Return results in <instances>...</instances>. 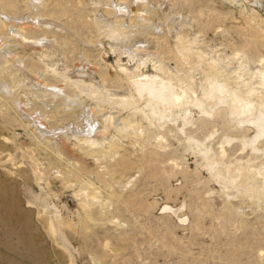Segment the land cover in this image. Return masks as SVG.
I'll return each mask as SVG.
<instances>
[{"label": "rangeland", "instance_id": "obj_1", "mask_svg": "<svg viewBox=\"0 0 264 264\" xmlns=\"http://www.w3.org/2000/svg\"><path fill=\"white\" fill-rule=\"evenodd\" d=\"M28 1L0 0V8L30 24L25 33L14 32L6 17L0 19L8 24L7 30L0 25V37L14 43L5 46L10 53L3 50L0 60L13 71L15 84L12 94L0 99V264H264V196L254 199L250 191L228 189L209 170L216 160L234 163L236 158L261 168L264 141L257 153H241L239 143L222 157L220 146L227 139L247 142L256 134L239 128L231 106L214 110L216 120L194 111L190 121L164 120L161 126L154 118L157 127L152 126L143 113L146 100L133 82L143 73L159 74L202 95L215 79L234 77L208 69L204 62L215 56L239 71L241 78H233L239 93L249 92V60L257 64L264 57V0H43L35 10ZM38 16L57 25L36 29ZM113 19L133 26L126 44L102 32L99 23ZM18 33L38 40L36 46L18 42ZM134 50L151 53V60L141 62ZM10 56L17 57L14 63ZM71 78L90 81L101 91L129 88L125 106L105 103L104 109L143 123L148 140L116 126L108 110L93 113L89 106L96 103L81 95ZM23 98L28 107L20 104ZM38 115L47 119L41 129L34 121ZM95 122L106 130L100 128L101 143L93 146L83 131ZM54 136L77 159L59 154ZM111 144L116 147L107 152ZM206 148L213 150L207 159ZM27 154L42 164V180ZM229 193L243 209L232 205ZM52 211L61 216L56 233L43 220Z\"/></svg>", "mask_w": 264, "mask_h": 264}, {"label": "bare ground", "instance_id": "obj_2", "mask_svg": "<svg viewBox=\"0 0 264 264\" xmlns=\"http://www.w3.org/2000/svg\"><path fill=\"white\" fill-rule=\"evenodd\" d=\"M127 1V0H125ZM140 1V0H139ZM144 1V0H143ZM142 1V2H143ZM43 0H30L28 1V8L30 10H35L36 8L38 9L41 4H42ZM118 2V1H117ZM120 2V1H119ZM122 2V1H121ZM148 3V2H147ZM108 4V2H107ZM107 4L105 3V6H107ZM114 4V3H113ZM121 4V3H120ZM119 4V5H120ZM124 4V3H123ZM127 4V3H126ZM125 4V5H126ZM146 5V4H145ZM127 6V5H126ZM110 7V6H109ZM114 7L123 11V8H121V6L118 5H114ZM128 7V6H127ZM112 8V7H111ZM131 8V7H130ZM0 19L2 16L6 17V21H10L11 23L9 24V26H12V30H14V32H17L18 29L22 30V33H25L23 31H25L26 28L30 27V24L28 23L29 20H27V18L25 17H21L20 18H16L12 15H10L9 13H7L6 11H4V9L0 8ZM113 9V8H112ZM126 9V8H125ZM146 9V7H145ZM107 11H109L107 9ZM115 11V10H114ZM118 11V10H117ZM148 11V10H147ZM110 12H113L112 10H110ZM137 12V11H136ZM145 12V11H144ZM149 12V11H148ZM117 13V12H116ZM147 13V12H146ZM115 14V13H113ZM148 14V13H147ZM146 14V16H147ZM116 15V14H115ZM31 16V15H30ZM129 16V15H128ZM135 16V14L133 15ZM138 16V15H137ZM145 16V18H146ZM148 16H150L148 14ZM147 16V17H148ZM101 17V16H100ZM99 17V18H100ZM115 17V16H114ZM38 22L40 24L37 25V23L35 24V28L36 29H42V28H47V27H51V25H55V22H51L42 19L38 16ZM122 18V17H121ZM137 18V17H136ZM141 18V17H140ZM149 18V17H148ZM8 19V20H7ZM29 19V18H28ZM35 20V17L33 18ZM32 19V20H33ZM144 19V16H143ZM34 20L32 22H34ZM37 20V19H36ZM99 20V19H97ZM106 20V19H105ZM114 20V19H113ZM122 20V19H121ZM130 20V19H129ZM133 20V19H132ZM2 21V20H1ZM103 21V20H100ZM111 21V20H110ZM104 22V23H99L101 25L102 28V32H110V34L112 36V39H114V41L116 42H121L123 41V43L125 42V40H127V35L129 34L130 36V32L133 30V26L129 28L132 29H128V26L126 25V23L124 24L123 22L119 21V20H114L113 22ZM118 21V22H117ZM124 21V20H123ZM127 21V20H126ZM143 21V20H142ZM57 23V22H56ZM146 23V22H145ZM151 23V22H150ZM33 24V23H31ZM59 24V23H58ZM98 24V25H99ZM128 24V23H127ZM131 24V23H130ZM149 24V23H148ZM147 24V25H148ZM1 28H6V30L8 29V24L5 22H1ZM57 25V24H56ZM55 25V26H56ZM129 25V24H128ZM143 24V26L140 24V26L146 28L145 25ZM60 26V24H59ZM151 26V25H150ZM161 26V25H159ZM135 27V26H134ZM138 27V26H136ZM136 27L134 29H136ZM152 27V26H151ZM150 27V28H151ZM155 27V25H154ZM157 27V26H156ZM10 28V27H9ZM33 28V27H32ZM60 28V27H59ZM62 28V27H61ZM149 29V27H147ZM161 28V27H160ZM139 29V28H138ZM137 29V30H138ZM141 29V28H140ZM147 29V32H148ZM11 30V29H10ZM131 30V31H130ZM145 30V29H144ZM143 30V31H144ZM152 30V28H151ZM161 30V29H160ZM2 31V30H0ZM9 31V30H8ZM134 31V30H133ZM142 31V29H141ZM140 31V33H141ZM150 31V30H149ZM159 31V30H158ZM4 32V30H3ZM10 32V31H9ZM12 32V31H11ZM20 32V31H19ZM157 32V30H156ZM2 33V32H1ZM5 33V32H4ZM132 33V32H131ZM134 33V32H133ZM139 32L137 33L140 34ZM11 34V33H10ZM144 34V33H143ZM7 35V34H6ZM108 35V34H107ZM142 35V33H141ZM9 37V36H8ZM6 37V36H2L0 37V55L3 52V50L5 52H8L5 49V46L7 45H14V43L9 44L8 41H10V39ZM14 37L18 38V42H21L22 44H27V43H31L33 45L37 44L36 42L38 40L35 39H31L28 36L22 35V34H14ZM11 38V37H10ZM138 38V37H137ZM2 39V40H1ZM12 40V39H11ZM14 40V38H13ZM130 40V39H129ZM16 41V39H15ZM128 41V40H127ZM47 42V41H46ZM129 42V41H128ZM127 42V43H128ZM131 42V41H130ZM44 43V41H43ZM48 43V42H47ZM84 43L86 44V42L84 41ZM115 43V42H114ZM118 43V44H119ZM134 43V42H133ZM137 43V42H136ZM139 43V42H138ZM20 44V43H19ZM40 44V43H39ZM46 44V43H45ZM122 44V42H121ZM126 44V43H124ZM11 45V46H12ZM48 45V44H47ZM87 45V44H86ZM136 45V44H135ZM134 45V46H135ZM138 45V44H137ZM10 46V47H11ZM27 46V45H26ZM36 46V45H35ZM38 46V45H37ZM130 46V45H129ZM139 46V45H138ZM13 47V46H12ZM42 47V46H41ZM45 47V46H44ZM49 47V46H48ZM51 47V46H50ZM125 47V46H123ZM137 47V46H136ZM135 47V48H136ZM14 48V47H13ZM40 48V47H38ZM47 48V47H46ZM130 48V47H129ZM134 48V47H132ZM138 50V48H136ZM141 49V48H140ZM13 50V49H12ZM42 50V49H41ZM143 50V49H142ZM47 51V50H46ZM51 51V50H50ZM133 51V50H132ZM131 51V52H132ZM136 50H134L135 52ZM141 51V50H139ZM138 52V54L134 53V55L136 57H138L140 59L141 62L143 61H148L151 60L152 58V54L151 53H146V51L144 52ZM4 52V53H5ZM128 52L130 53L129 49ZM3 53V54H4ZM10 53V52H8ZM12 53V52H11ZM128 53V54H129ZM132 54V53H131ZM154 54V53H153ZM7 55V54H6ZM10 55V54H9ZM8 55V56H9ZM5 56V55H4ZM12 56V55H11ZM9 57V59H11V61L14 63V61H16L17 57ZM17 56V55H16ZM132 56V55H131ZM236 56H240V58H244L248 60V57L245 56L244 54L238 52ZM235 56V57H236ZM1 57V56H0ZM82 57V56H81ZM134 57V56H133ZM183 57V56H182ZM8 58L7 56L5 57V59ZM84 58V57H83ZM8 59V60H9ZM188 57H183V60L185 62L188 61ZM208 59V58H207ZM243 60V59H242ZM10 61V62H11ZM23 61V60H22ZM60 61V60H59ZM5 62V61H4ZM12 62L10 63V65L12 64ZM84 62V61H83ZM82 63V62H79ZM78 63V64H79ZM85 63V62H84ZM205 65L208 66V69H212L214 71L212 72H216L219 76H222L223 72H228L233 74L234 77H240L241 76H236L237 71L235 72L233 71V68L227 64H225V62L223 61V59H220L218 57L213 58L212 62H204ZM16 64V63H15ZM83 64V63H82ZM88 64V63H87ZM144 64V63H143ZM203 64V63H202ZM214 65L216 67L213 68L211 67V65ZM7 64L3 63L0 60V99L5 98V97H9L13 90L15 89V84L13 85V81H12V72L11 71H7L6 67L9 66H5ZM13 65V64H12ZM22 65V63H21ZM84 65V64H83ZM204 65V66H205ZM212 65V66H213ZM250 65V66H249ZM249 65H248V69L246 72H248L249 74H251V81H252V86L249 92L247 93H239L238 91V82L236 80H233V78H229L228 81H220L219 79H215L209 87L205 88L204 92L202 95L198 94V92L191 88V91L187 90L186 87H178L174 81H172V79H167V78H163L162 76H160L159 74H148V73H143L141 75V77H138L136 79L133 80V82L135 83V86L137 88V92L139 94V96L141 97V99L146 100V105L147 108L146 110L144 109L143 113H145V117L146 119L150 122V124H152V126H156V123L154 121V118L156 120H158L159 122H161V126H164V122L167 120H173L176 122H186V121H190V117H193L192 115H194V111H197L198 114L200 113V117L201 118H209V119H214L216 120V116H215V111L216 109H223V108H227L230 107L232 108L231 111V115H235V118L239 119V128L241 129H248V130H253L256 132L254 139H249L247 142L244 141L243 139H238V138H229L227 139V141L223 142L220 146L221 148V152H222V157H226L228 155V146L231 147H235L237 146L239 143L242 144L241 147V153L244 152H248L250 150H252L253 152L257 153L260 150H262V141H264V103L262 102V100H264V57L257 63V64H253L250 60H249ZM21 67V66H20ZM111 67V65H110ZM18 68V67H17ZM109 68V67H108ZM172 68V67H171ZM20 68H18L19 70ZM23 69V68H22ZM113 69V68H112ZM122 70L120 71H125L127 72L128 70L124 67H121ZM157 71L160 73V71L162 70L161 67L156 66ZM175 69V68H174ZM173 69V70H174ZM207 69V68H206ZM236 69V68H235ZM12 70V69H11ZM17 70V69H15ZM17 70V71H18ZM84 70V69H83ZM115 70V69H113ZM172 70V71H173ZM21 71V70H20ZM171 71V72H172ZM211 71V70H210ZM56 72V71H55ZM163 72V71H162ZM161 72V73H162ZM176 73V71H174ZM239 72V71H238ZM33 73V72H32ZM37 73V72H36ZM46 73V72H45ZM59 73V72H58ZM65 73V72H64ZM63 73V74H64ZM241 75L242 72L240 71ZM19 74V73H17ZM38 74V73H37ZM43 74V73H42ZM60 74H62V71L60 72ZM178 74V73H177ZM25 74L22 73V76H24ZM34 75V74H33ZM46 75V74H44ZM68 75V74H67ZM175 75V74H174ZM27 76V75H26ZM38 76V75H37ZM57 76H60L59 74H57ZM63 76V75H62ZM61 76V77H62ZM65 76V75H64ZM15 77V76H14ZM25 77V76H24ZM29 77V76H27ZM40 77V76H38ZM46 76H44L43 78H45ZM60 77V78H61ZM177 77V76H176ZM66 78V77H63ZM33 79V78H32ZM35 79V78H34ZM24 80V79H23ZM41 80V79H40ZM74 85H76L78 87V89L80 90V93H82L81 95H86L87 97H89L90 101L95 102L96 105L95 106H89L90 109H93V113L95 111H99L101 112L102 110V114L105 110L104 105L106 106L107 103H112V104H116V105H123L125 106L126 101L128 100V96H131L130 94V90L129 88L120 90V91H115V90H110V89H106V91H101L95 84L90 83L80 79H70ZM26 81V80H25ZM46 82V81H45ZM63 82V81H62ZM69 82V81H68ZM259 82V83H257ZM21 83V82H20ZM50 83V82H49ZM65 83V82H64ZM22 84V83H21ZM66 84V83H65ZM69 84H71L69 82ZM250 84V82L248 83ZM38 85V84H37ZM39 85H46V87L50 86L56 88L57 90H62L61 87H57L55 85H51L48 83H44V82H39ZM60 85V84H59ZM18 86V85H17ZM43 86V87H44ZM65 86V85H64ZM68 86V85H67ZM41 87V86H40ZM27 88V87H26ZM65 88V87H64ZM42 89V88H41ZM55 89V90H56ZM47 90V89H45ZM105 90V89H104ZM27 91V90H26ZM52 91V90H50ZM238 91V92H237ZM32 92V91H29ZM26 92V93H29ZM53 92V91H52ZM51 92V93H52ZM58 93V91H56ZM55 92V93H56ZM54 93V92H53ZM34 94V93H33ZM32 94V95H33ZM64 94V93H63ZM26 96V95H25ZM28 98V97H27ZM82 98V97H81ZM29 99V98H28ZM28 100L26 99H22L20 100V104L23 105V108L26 107L28 105L27 103ZM75 102V101H74ZM46 103V102H45ZM106 103V104H105ZM93 104V103H92ZM90 105V104H89ZM94 105V104H93ZM21 106V105H20ZM70 106V105H69ZM76 106V105H75ZM81 106V104H80ZM127 106V105H126ZM28 107V106H27ZM73 107V106H72ZM79 107V106H78ZM74 108V107H73ZM118 108V107H117ZM79 109V108H78ZM76 110V109H75ZM89 110V108L87 109V111ZM104 110V111H103ZM27 111V109H26ZM74 111V110H73ZM72 111V112H73ZM109 111V110H108ZM23 112V111H22ZM87 113V112H86ZM91 114V112H88ZM106 113V112H105ZM110 117H111V121H113L115 123L116 126L125 129V130H132L134 132L135 135H137V137L143 138L144 140H148L147 138L150 137V135H146V131L144 128L143 123L141 122H135L132 120H129L126 116L123 117L124 115L121 114L120 111L115 112L112 111L110 112ZM31 114V113H29ZM35 115V114H34ZM83 115V114H82ZM85 115V114H84ZM98 115V114H97ZM105 115V114H104ZM230 115V116H231ZM86 116V115H85ZM199 116V115H198ZM35 117V116H34ZM49 117V116H48ZM232 117V116H231ZM234 117V116H233ZM86 119V118H85ZM89 119V118H88ZM46 117L44 115H38L34 118L35 123L40 127L39 129H41V127L45 126L46 123ZM165 120V121H164ZM236 121V120H235ZM87 122V121H86ZM91 122V121H90ZM93 122V121H92ZM34 123V122H33ZM78 123V122H77ZM83 123V122H82ZM177 123V124H178ZM84 124V123H83ZM95 123H89L86 125V128H84L83 132H86L87 136L85 137V139L87 138V141H89L93 146H95V144L97 142H100V137L101 134L103 133L102 130H100L99 127L95 126ZM69 125V124H68ZM74 125V124H73ZM85 125V124H84ZM97 125V124H96ZM37 126V127H38ZM75 126V125H74ZM83 126V125H82ZM159 126V125H158ZM180 126V125H178ZM36 127V126H35ZM49 127V126H48ZM70 127V126H69ZM68 127V128H69ZM79 127V125H78ZM84 127V126H83ZM81 130H82V128ZM151 127V126H150ZM155 128V127H153ZM161 128V127H160ZM46 129V128H45ZM58 129V128H57ZM71 129V128H70ZM162 129V128H161ZM50 130V129H49ZM69 130V129H68ZM79 130V128H78ZM79 131L82 132V131ZM87 130V131H86ZM106 130V129H105ZM104 130V132H105ZM42 132L44 133L45 130L43 129ZM76 132V131H75ZM35 133V132H34ZM61 133V132H60ZM107 133V132H106ZM46 134V133H45ZM57 134V132H56ZM59 134V133H58ZM67 134V133H66ZM104 134V133H103ZM102 134V135H103ZM53 135V134H52ZM45 136V135H44ZM60 136V135H59ZM160 137H158V142H163L164 137L159 135ZM104 138V136H102ZM53 138H57V136L53 137ZM106 138V137H105ZM104 138V139H105ZM243 138V137H242ZM61 139V138H60ZM59 138L56 139L55 144L53 146L58 147L59 150V154H66L69 157L71 156L73 160L77 159L76 157L73 156V154L70 153V151L66 148V146H64V144L61 142ZM102 139V138H101ZM65 141V140H64ZM66 142V141H65ZM104 142V140H103ZM102 142V144H104ZM106 142V140H105ZM165 142V141H164ZM67 143V142H66ZM101 144V145H102ZM98 145V144H96ZM110 149L107 150V152L109 151H113L114 147H116L115 144H111L110 145ZM69 148V146H68ZM160 148L164 149L165 146L160 145ZM54 149V148H53ZM56 149V148H55ZM56 149V151H58ZM73 153V152H72ZM213 153L212 149H205V155L204 157L207 159L208 156H211V154ZM26 154V153H24ZM62 156V155H61ZM65 156V155H63ZM27 157L30 159V162L33 166V169L36 173V177L39 180H42L44 178V173L42 172V164L39 163L37 160H33L32 156H30L29 154H27ZM235 160V159H234ZM58 161V160H57ZM71 161V160H70ZM78 161V160H77ZM80 161V159H79ZM251 161H244L241 158H236L234 163H219L217 160L215 162H212L209 170L211 171V173L213 174V176L218 180L220 179L221 182L226 183V187L229 189H238L240 190H245V191H250L249 195H252V198L257 199L259 197L264 196V165L261 166V168H254L252 166V164H250ZM37 179V180H38ZM261 183V186H258L256 184ZM241 192V191H240ZM86 198L90 199L89 195H86ZM228 198L229 201L232 203V205L236 206L238 209H243V202L241 204V202H239L236 198L235 194H228ZM88 199V200H89ZM92 200L98 201V198L96 197V195L92 196ZM241 201V200H240ZM246 204V203H245ZM90 207V210L94 211L95 208L91 207L90 205H87ZM43 212V211H42ZM48 230L50 229L51 232L52 230L56 232L59 231V227H60V220H61V216L57 213V212H51V214L49 216H44L43 218ZM114 222H118L117 219L113 220ZM49 230V231H50ZM65 256V255H64Z\"/></svg>", "mask_w": 264, "mask_h": 264}]
</instances>
